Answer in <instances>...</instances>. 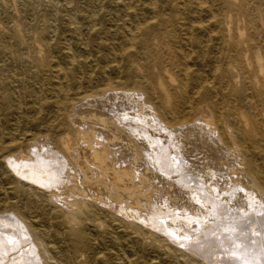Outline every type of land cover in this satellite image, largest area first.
I'll use <instances>...</instances> for the list:
<instances>
[{
	"label": "rangeland",
	"instance_id": "rangeland-1",
	"mask_svg": "<svg viewBox=\"0 0 264 264\" xmlns=\"http://www.w3.org/2000/svg\"><path fill=\"white\" fill-rule=\"evenodd\" d=\"M202 2L205 8L213 10V18L195 10L197 3ZM228 2L239 9L230 10ZM181 13L196 17L208 31L195 29L186 35L176 19ZM168 16L174 19L173 23L167 20ZM137 22L145 27L135 31L133 36L131 29ZM150 25L156 33L148 37L151 31L146 29ZM146 39L152 48L161 45L162 52H215L214 55L222 60L221 64L231 57L237 58L241 52H251L253 58L246 67L259 70L264 67V0H0V84L5 83L11 88L6 93L0 90V229L15 232L14 213H18L33 229L44 232L42 238L50 242L53 253L49 256L44 251L40 253V264H85L86 259H71L78 223H83L85 232L97 240L96 243H103L96 253H101L106 245L115 254H120L119 262L116 263L118 259L113 257L116 261L112 264H132L127 259L121 261L127 258L125 254L133 256V264H209L201 262L202 255L208 256L214 264L218 257L225 259L229 248L223 246L225 234L222 237L219 234L226 226L215 215L208 217L211 224L214 223L210 226L212 229L200 232L199 236L190 231L192 236L197 235L200 239L195 240V246L182 250L183 247L172 241L161 242L159 236L167 239V235L142 224L144 219L130 221L118 217L112 209L91 200L78 201L76 213L71 216L42 187L25 178L19 179L18 172L11 166L10 161L16 156H29L31 151H36V142L48 139L50 144L57 146L67 135L75 137L68 117L84 97L100 94L107 88L141 91L146 85V73L155 85L152 89L155 107L163 104L166 93L180 98L185 83L191 95L194 90H199L197 86L202 80L213 89H220V77L214 75L211 61L201 65L191 60L188 68L177 66L171 74L165 75L161 85L155 82L158 66L152 62L148 66L150 49L144 45ZM47 58H50L48 63ZM131 58L138 61L141 58L145 68L132 65L128 60ZM167 59L169 61L171 57L167 55ZM185 69H188L186 75ZM232 86V89L243 88L241 82ZM232 89L218 92L219 100L229 106L227 109L242 110L246 117L254 115L264 120L262 105L248 98L253 95L252 86L248 87L247 97L240 105L231 97ZM63 101L65 104L61 105ZM68 160V165L75 169L73 160L70 157ZM78 182L76 184L82 183ZM99 185L106 187L104 181ZM159 186L162 189L158 190L159 197L163 194L162 198H166L164 186ZM113 198L121 200L123 197L113 195ZM200 198L197 202L192 201L193 208L198 203L197 206L204 204L206 212L213 215L211 199ZM172 205L169 206L175 210L177 207ZM160 206L169 208L166 202ZM141 211L145 212L139 216L144 217L146 209ZM184 212L180 209L171 213L175 218L170 215L163 224L167 223V227L174 230L177 219ZM200 214V217L204 216ZM219 214L224 220L222 212ZM108 225L113 226L112 231L119 236L116 244L108 234ZM248 227L252 229L253 226ZM176 230L181 235H188L180 228ZM187 255L195 261L190 262ZM90 261L89 264H100L92 258Z\"/></svg>",
	"mask_w": 264,
	"mask_h": 264
},
{
	"label": "bare ground",
	"instance_id": "bare-ground-1",
	"mask_svg": "<svg viewBox=\"0 0 264 264\" xmlns=\"http://www.w3.org/2000/svg\"><path fill=\"white\" fill-rule=\"evenodd\" d=\"M231 4L227 3L230 10L239 9ZM151 10L155 12L156 9ZM195 10L211 18L215 15L211 8L204 7L203 2L197 3ZM192 17L181 13V17L176 18L178 27L182 25L186 35L195 29L208 31L203 22ZM170 21L173 23L174 19ZM144 27L137 22L131 33L134 36L135 31ZM146 30L151 31L148 37L156 33L152 25ZM144 45L150 49L148 66L151 62L158 66L155 82L160 85L165 75L171 74L177 66L188 68L191 60L201 65L211 61L214 75L220 77L222 91L227 92L232 85L241 82L243 88L230 91L231 97L240 105L247 97L248 87L252 86L253 95L248 98L264 109V67L259 70L246 67L252 61L251 52H241L237 58L231 57L221 64L222 60L214 55L215 52H162L161 45L152 48L148 39ZM167 55L171 57L169 61ZM49 60L47 58L46 63ZM128 60L132 65L145 68L141 58L140 61L137 58ZM144 79L146 85L138 92L107 88L100 94L84 97L68 117L75 137L67 135L57 146L43 139L34 143L36 151H31L29 156L19 153L12 158L11 166L18 172L19 179L25 178L42 187L71 216L76 213L78 201L91 200L112 209L118 217L130 221L142 218V224L167 235V239L159 236L161 242L172 241L183 247L182 250L192 247L195 240L200 239L197 235L192 236L190 231L199 236L200 232L212 229L210 226L214 223L211 224L208 217L215 215L226 226L219 235L225 234L223 246L229 248L225 259L218 257L216 263L264 264V120L254 115L246 117L242 110L227 109L229 106L219 100L220 89H213L205 80L198 84L199 90H194L192 95L187 90V83L182 84L180 98L166 93L163 104L155 107L152 103L155 85L149 73ZM8 89L11 88L7 84H0V90ZM64 104L65 101L61 103ZM69 157L75 169L68 165ZM78 181L82 183L76 184ZM100 181H104L106 187L101 188ZM159 185L166 190L165 199L163 194L158 195V190H162ZM113 195L123 197L122 202L118 198L114 200ZM201 196L214 203L213 215L206 212L204 204L197 206L198 203L193 208L192 201L197 202ZM164 202L169 208L160 206ZM172 204L186 212L174 224L188 235H181L176 227L173 230L167 223L163 224L171 213L179 211L169 206ZM142 209H146L145 218L139 216L145 212ZM200 213L204 216L200 217ZM14 216V234L0 229V264H40V253L44 251L48 256L53 253L50 242L42 238L44 232L33 229L20 214L14 213ZM72 218L76 222L75 217ZM0 224L2 227L1 221ZM248 225L253 226L252 229ZM76 226L71 251L73 261L81 258L89 264L92 258L100 264H112L120 257L106 245V249L96 253L103 243H96L97 240L85 232L83 223ZM106 228L116 244L119 236L112 231L113 226ZM247 229L249 231L244 233ZM129 255L125 254L127 258L121 261L127 259L133 264V256ZM202 257L201 262L214 264L208 256ZM187 259L195 261L190 255Z\"/></svg>",
	"mask_w": 264,
	"mask_h": 264
}]
</instances>
